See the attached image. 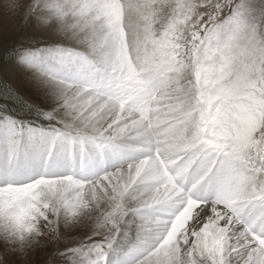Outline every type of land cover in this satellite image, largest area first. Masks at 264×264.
Segmentation results:
<instances>
[{
	"label": "snow or ice",
	"instance_id": "snow-or-ice-1",
	"mask_svg": "<svg viewBox=\"0 0 264 264\" xmlns=\"http://www.w3.org/2000/svg\"><path fill=\"white\" fill-rule=\"evenodd\" d=\"M6 12L0 264H264V0Z\"/></svg>",
	"mask_w": 264,
	"mask_h": 264
},
{
	"label": "rangeland",
	"instance_id": "rangeland-1",
	"mask_svg": "<svg viewBox=\"0 0 264 264\" xmlns=\"http://www.w3.org/2000/svg\"><path fill=\"white\" fill-rule=\"evenodd\" d=\"M22 25L23 21L18 16L11 15L7 13L2 7H0V35H2L5 30H8L11 33L7 41L8 44H11L22 35ZM3 47L4 45L0 43V52L3 51ZM9 78L21 88L27 91L31 90V83L26 73H24L22 70H15L10 74ZM50 250L51 249H48V251ZM41 256H46V253L42 252Z\"/></svg>",
	"mask_w": 264,
	"mask_h": 264
},
{
	"label": "clouds",
	"instance_id": "clouds-1",
	"mask_svg": "<svg viewBox=\"0 0 264 264\" xmlns=\"http://www.w3.org/2000/svg\"><path fill=\"white\" fill-rule=\"evenodd\" d=\"M2 3L6 11H11L14 14L15 11L22 6L23 0H2ZM36 24L41 30L55 31L58 27L56 22L46 18L37 19Z\"/></svg>",
	"mask_w": 264,
	"mask_h": 264
}]
</instances>
